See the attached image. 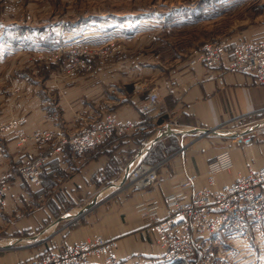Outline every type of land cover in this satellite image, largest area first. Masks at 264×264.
<instances>
[{"label":"crops","instance_id":"crops-1","mask_svg":"<svg viewBox=\"0 0 264 264\" xmlns=\"http://www.w3.org/2000/svg\"><path fill=\"white\" fill-rule=\"evenodd\" d=\"M262 32L227 37L230 52L240 39L264 40ZM191 57L174 65L165 77H158L160 66L130 67L127 71L134 77L122 79L121 85L114 79L108 94L90 79L78 78L58 86L50 77L41 84L27 83L23 78L21 85H27L28 95L12 97L9 103L0 93V121L12 116L24 118L20 127L27 133L42 127L71 134L86 116L94 118L106 108L122 120H141V104L148 98L149 83L156 85L161 109L145 131L125 133L123 147L120 141L108 144L110 151L114 150L111 160L105 149L74 154L67 146L45 168L39 187L13 178L6 207L0 210V264H27L48 250L58 251L93 234L115 239L118 257L132 264H166L157 235L148 230L151 218L140 207L150 206L163 218L168 207L166 195L181 189L189 177L195 179V188L208 186V163L225 150L231 153L233 166L215 176L216 187L231 183L249 167L264 165V134L260 138L256 135L264 127V82H257L249 73L193 65ZM149 73L156 74V79H149ZM249 135L253 138L249 143L236 139ZM48 149L46 143L20 145L13 133L0 132V170L12 169L25 157ZM161 161L155 183L143 189L124 187L140 162ZM105 176H111L107 179L111 184L124 178L93 201ZM90 193L94 194L91 200L80 206ZM89 203V208L79 214ZM75 208L81 209L69 213ZM66 214L72 216L58 220ZM211 247L215 252L213 264H264V224H251L239 236L221 234Z\"/></svg>","mask_w":264,"mask_h":264},{"label":"rangeland","instance_id":"rangeland-1","mask_svg":"<svg viewBox=\"0 0 264 264\" xmlns=\"http://www.w3.org/2000/svg\"><path fill=\"white\" fill-rule=\"evenodd\" d=\"M262 30L264 0H0V88L3 86L0 93L4 94V102L9 103L12 97L20 99L28 95L27 85H21L23 78L27 83L41 84L50 77L58 86L78 78L90 79L95 84L100 83L108 94L114 79L121 85L124 84L122 79L134 77L127 71L130 67L160 66L162 72L158 77H165L174 65L186 62L205 43L223 37L245 36L240 33L257 36ZM148 76L149 79L157 77L153 73ZM155 86L149 83L147 92H153ZM109 109L94 118L86 116L78 130L111 113ZM18 118L21 117L1 120L3 131L0 132H11L18 138L17 129L26 135L45 129L37 127L27 133L20 127L24 118L17 125ZM125 133L112 134L90 151L105 149L111 160L114 150L110 151L108 144L120 141L123 147ZM18 142L20 145L40 144L30 138L18 139ZM62 152L53 155L50 161ZM50 161L43 167L42 177ZM15 177L25 179L21 175ZM110 177H102L96 192L106 190L98 193L97 198L118 186L124 178L112 185L108 181ZM26 181L35 187L41 185ZM124 187L137 188L128 184V178ZM94 194H87L80 206ZM142 206L146 207L142 211L149 216L152 207ZM209 250L214 251L212 247Z\"/></svg>","mask_w":264,"mask_h":264},{"label":"built area","instance_id":"built-area-1","mask_svg":"<svg viewBox=\"0 0 264 264\" xmlns=\"http://www.w3.org/2000/svg\"><path fill=\"white\" fill-rule=\"evenodd\" d=\"M229 41L223 37L205 43L194 51L191 64L201 63L209 69L223 67L228 72L249 73L257 82L263 83L264 40L240 39L233 44L232 52ZM159 100L158 92L149 93L147 100L141 104V120H122L111 112L69 135L45 129L26 135L17 129L19 140L30 138L36 141L34 143L48 144L49 149L36 156L25 157L12 169L0 170V210L6 207L5 196L11 178L21 175L29 182L42 184L43 167L65 147L83 153L96 149L114 133L145 131L161 110ZM21 121L22 118H18L17 125ZM0 130L3 131L1 127ZM263 134L264 127L256 132L259 138ZM236 139L239 143L253 140L251 135ZM161 165L162 162H140L129 173L128 184L137 188L150 186L157 181ZM232 166L229 150L219 153L208 163V186L195 188V179L189 177L182 182L181 189L166 195L168 211L163 218L158 217L152 208L149 209L151 223L148 230L157 235L166 264H213L215 252L209 248L218 236H239L245 234L251 224H264V165L258 169L249 167L247 173L240 174L227 185L214 186L215 176L221 171H229ZM145 209V206L140 207V211ZM117 247L115 239L93 234L78 243L66 245L62 251L48 250L27 264H132L118 257Z\"/></svg>","mask_w":264,"mask_h":264},{"label":"water","instance_id":"water-1","mask_svg":"<svg viewBox=\"0 0 264 264\" xmlns=\"http://www.w3.org/2000/svg\"><path fill=\"white\" fill-rule=\"evenodd\" d=\"M104 190H106V188L103 189L102 191H104ZM102 191H101V193H102ZM96 199H97V196L93 199V201H96ZM91 204H92V203H89V204H87L86 206H84V207L80 210L79 214L83 213L87 208H89V206H90ZM71 216H72L71 214H66V215L61 216L59 219H62V218H69V217H71ZM59 219H58V220H59ZM34 238H36V237H34Z\"/></svg>","mask_w":264,"mask_h":264},{"label":"bare ground","instance_id":"bare-ground-1","mask_svg":"<svg viewBox=\"0 0 264 264\" xmlns=\"http://www.w3.org/2000/svg\"><path fill=\"white\" fill-rule=\"evenodd\" d=\"M161 162H162V164H163V161H161ZM160 167H161V166H160ZM158 170H159V169H158ZM248 171H249V170H248ZM237 177H238V176H237ZM237 177H236V178H237ZM167 206H168V204H167ZM167 211H168V207H167Z\"/></svg>","mask_w":264,"mask_h":264}]
</instances>
